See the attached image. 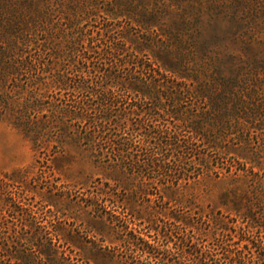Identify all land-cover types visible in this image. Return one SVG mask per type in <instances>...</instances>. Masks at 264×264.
<instances>
[{
    "label": "rangeland",
    "instance_id": "obj_1",
    "mask_svg": "<svg viewBox=\"0 0 264 264\" xmlns=\"http://www.w3.org/2000/svg\"><path fill=\"white\" fill-rule=\"evenodd\" d=\"M104 29L120 33L126 59L153 58L151 46L132 52L143 37L154 38L155 54L168 46L182 51L191 75L183 108L206 113L203 121L215 115L200 90L235 93L245 101L227 109L216 126L205 124L197 137L192 129L183 131L180 151L170 150V169L133 164L150 200L143 191L134 195L137 183L125 177L115 185L119 173L97 161L84 138H75L94 133L92 123L60 112L88 107L99 120V93L74 85L76 69L97 67L105 56L98 50L86 65L79 57L71 63L69 46ZM15 56L27 66L6 81L3 65ZM117 97L118 106H129L128 98ZM25 100L37 102L31 121H55L41 141L24 133ZM176 121H168V135ZM145 126L137 137L130 129L120 143L102 140L103 158L125 159L124 149L148 163ZM153 135L159 143L160 135ZM189 162L196 177L168 188L154 182L170 183ZM14 171L23 180L0 188V264H195L182 255L177 237L190 231L195 238L187 248L198 249V264H226L216 237L241 252L246 264H264V0H0V176ZM105 181L115 186L114 194H105Z\"/></svg>",
    "mask_w": 264,
    "mask_h": 264
},
{
    "label": "trees",
    "instance_id": "obj_2",
    "mask_svg": "<svg viewBox=\"0 0 264 264\" xmlns=\"http://www.w3.org/2000/svg\"><path fill=\"white\" fill-rule=\"evenodd\" d=\"M119 5L121 4H118V6ZM118 10L116 11L113 9L111 10V13L116 15V17L123 16L121 13L123 10ZM138 22L141 21L138 20ZM152 22L153 21H151V19H144L142 21V23H145L149 27L152 25ZM98 34L99 37L89 35L86 40L82 38L79 39V41L74 40L69 46V49L71 52V63H75L76 57H79L86 65L87 63L92 62L91 58H94V54L98 53V50L105 56L104 61H102L97 67L93 66L85 71L76 69L80 73V79L77 81L78 83L74 85L75 89H92L93 92L99 93L102 105L100 116L97 118L99 120L92 119V115L87 111L88 107H84L80 112L72 109L60 112L67 117L81 119L90 124L92 123L94 133L86 135L85 137L76 136L75 138H84V140H86L85 144L88 145V149L91 150V153L96 156V160L102 162L108 161L109 167L114 168L116 173H119L116 178L115 185H118L120 179L125 177L129 181H132L130 183H137L134 185L136 186V189L133 190L134 195L141 194L143 191V197L150 200L146 196V189L143 187L145 182L140 180V177H142V175H140L141 173L138 172L136 175H133L135 173L133 171V164L140 167L149 166L153 168L158 167L159 169H170V150L174 148L175 151H180L182 145L179 141L183 131L192 129L193 137H197L201 134V130L204 128L206 130V125L216 126V123L223 121L222 119L227 109L231 108L236 110V108H238L239 105L242 106L245 101H243V97L241 96L235 97V93L232 95H226L225 91H218L214 94H206L205 92H209V89L200 90V95L204 97L206 101H209V107L214 110L215 115L213 121H203L201 117H204L203 115L206 113H192L190 109L186 110L183 108L185 94L182 92H184V90L189 91L188 84L190 83L187 81L190 79L191 75L189 74V67H187V57L182 51H179V49L173 50L170 46H168L169 48H167L166 51L159 50L155 54V52L152 51L153 45L151 44L154 38H150L148 42V37H143V41H137L134 43L135 46H133L132 52L143 53L148 50L149 46H151L149 50L153 53V58L149 60V63L148 61H134L133 59L125 58L126 50L124 47L120 46L119 43L121 38V36H119L120 33L104 29ZM130 41L134 42L133 40ZM102 43L103 45H100ZM156 46L160 49L163 45L161 43H157ZM135 56H137V54H135ZM26 63L27 61L24 58L17 56L10 59L7 63H4L3 73L6 81L10 78L14 81L13 77H17L21 74L22 70L25 66H27ZM114 67H116V69H114ZM75 68L78 67L75 66ZM58 80L63 83L61 78ZM173 82H176L175 85H170V83L173 84ZM32 84H34V82ZM16 86L20 85L17 83ZM121 94L124 98L129 99L127 101V105L129 106H118L117 96H121ZM24 103L25 104L23 105L26 106V112H20V119L22 120V124L24 123V133L27 135L31 134L34 142L41 141L45 134L52 131V128L55 126V121L49 119L31 121L29 110H35L37 102H28L25 100ZM115 106L118 107L115 108ZM52 113L56 116L53 111ZM136 117L139 118V121H132L133 118ZM196 117H200V119L197 120ZM170 118L177 120L172 126V135H168L171 134L168 131L169 125L167 124ZM129 121L131 122L129 123ZM144 124L146 125V129L143 132L144 142L151 153V159L148 163H140L139 158L135 154L129 151H124V149L123 153H121V158L125 159L113 158V161H110L108 158H103L104 156L101 155L102 145H100L102 140H105L106 142V138H108L113 143H120L123 139H126L125 135L130 129L132 130V134L137 137V134H140V126ZM153 133H158L160 135L161 141L159 143L153 142ZM190 143L192 144V142ZM172 144H174V146L170 147ZM184 156L185 155H181L179 160L180 163L184 162ZM182 167L184 169L183 173H179L178 177L171 180L170 183L169 181L165 183L164 181H161V179H156L154 182H163V184L166 185V188H168L173 185L177 186L180 180L187 181L194 178L199 173L196 166L194 164L192 165L191 162ZM19 173L20 172L14 171L11 174L5 173L3 176H0V188H7L11 185V183L22 181L23 177L20 176ZM154 178L155 177H149L150 180H155ZM137 179L141 181L139 184ZM104 186L106 188L104 189L106 190L105 194H114L116 192L115 186H112L108 181L104 182ZM152 194H158V196H160L159 192H152ZM1 216L0 220L2 218ZM189 223H191V221L186 222V224ZM169 224H173L174 228L177 229H180L181 227V224H176L175 221H170ZM164 225L166 228L169 227L168 222H164ZM25 226L27 225L23 223L21 228L25 229ZM241 229L244 230L243 233L248 230V228ZM171 235L174 234L165 232L163 236L171 237ZM222 235L223 237L229 236V234ZM194 236V233L190 231L185 233V235L183 234L182 236L177 237L182 243V255L196 264L197 259L196 257L193 258V255L198 253V249L192 248L190 250L187 248L190 246L192 239L195 238ZM133 238L135 239L136 236ZM215 241L217 247H220L223 250V258L225 259L226 264H246L245 256H243L241 252L233 251L223 245L224 241L219 237H216ZM148 247L151 248L148 252H154L156 249V247L152 244H148ZM246 260L252 259L248 258Z\"/></svg>",
    "mask_w": 264,
    "mask_h": 264
}]
</instances>
